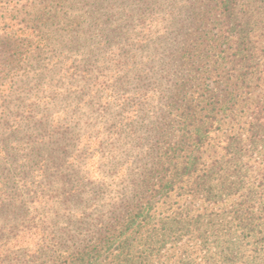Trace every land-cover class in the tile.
I'll use <instances>...</instances> for the list:
<instances>
[{"label": "rangeland", "instance_id": "obj_1", "mask_svg": "<svg viewBox=\"0 0 264 264\" xmlns=\"http://www.w3.org/2000/svg\"><path fill=\"white\" fill-rule=\"evenodd\" d=\"M213 3L0 0V264H68L97 245L100 223L116 228L141 203L135 194L181 160L210 102L222 111L201 161L240 136L242 191L264 202V129L256 141L246 130L251 113L264 121V76L220 103L235 77L201 18ZM242 191L208 202L176 189L155 196L154 214L228 210ZM196 248L187 237L168 243L161 262Z\"/></svg>", "mask_w": 264, "mask_h": 264}, {"label": "trees", "instance_id": "obj_2", "mask_svg": "<svg viewBox=\"0 0 264 264\" xmlns=\"http://www.w3.org/2000/svg\"><path fill=\"white\" fill-rule=\"evenodd\" d=\"M213 1L201 18L206 21L208 17L207 22H211L212 44L224 46L222 69L229 65L233 71L230 76L235 77V86L220 102L228 106L237 85L248 82L253 75L264 76V0ZM186 53L183 50L180 57ZM181 90L172 94V101H181ZM203 110L183 140L187 148L181 160L161 168L164 176L153 184L148 195L145 190L135 194L134 198L140 195L136 201L141 197V203L135 204L116 228L111 230L112 223L101 222L98 244L86 245L75 257L72 255L68 264H164L161 254L168 243L184 237L194 240L197 248L182 250L169 264H264V202L250 188L242 191L248 172L240 159L241 137L231 136L222 146L225 156L202 162L200 151L209 141L212 123L220 122L222 106L210 102ZM259 118L251 113L247 122L252 141L260 138L264 129V121ZM178 181L182 184L176 186ZM176 189L208 202L239 191L242 199L224 211L196 214L179 208L156 216L155 196L168 195Z\"/></svg>", "mask_w": 264, "mask_h": 264}]
</instances>
